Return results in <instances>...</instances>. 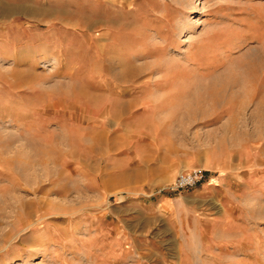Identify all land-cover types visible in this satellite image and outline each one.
Here are the masks:
<instances>
[{
  "label": "rangeland",
  "instance_id": "1",
  "mask_svg": "<svg viewBox=\"0 0 264 264\" xmlns=\"http://www.w3.org/2000/svg\"><path fill=\"white\" fill-rule=\"evenodd\" d=\"M0 264H264V0H0Z\"/></svg>",
  "mask_w": 264,
  "mask_h": 264
},
{
  "label": "built area",
  "instance_id": "2",
  "mask_svg": "<svg viewBox=\"0 0 264 264\" xmlns=\"http://www.w3.org/2000/svg\"><path fill=\"white\" fill-rule=\"evenodd\" d=\"M206 179V174L202 169H193L183 171L178 174L175 181L170 185L169 190L172 192L181 191L187 188H193L201 184Z\"/></svg>",
  "mask_w": 264,
  "mask_h": 264
},
{
  "label": "crops",
  "instance_id": "3",
  "mask_svg": "<svg viewBox=\"0 0 264 264\" xmlns=\"http://www.w3.org/2000/svg\"><path fill=\"white\" fill-rule=\"evenodd\" d=\"M54 8L55 9H64L66 11L68 6H66V5L61 6V7L54 6ZM53 14H54V12H53ZM203 190L204 189H200L198 192H195V194H193V195H196L195 196L196 198L197 197H203L204 196ZM207 198H206V200H207ZM167 206H168V211H172L173 209H176V211H178L181 208V206L177 205V203H168Z\"/></svg>",
  "mask_w": 264,
  "mask_h": 264
},
{
  "label": "bare ground",
  "instance_id": "4",
  "mask_svg": "<svg viewBox=\"0 0 264 264\" xmlns=\"http://www.w3.org/2000/svg\"><path fill=\"white\" fill-rule=\"evenodd\" d=\"M189 3H191V2H189ZM193 25H194L193 19L190 18V16H188V17H185L184 22L183 23H180L177 27H178V30L179 31L183 32L185 30H191L192 27H193ZM193 60H195V58Z\"/></svg>",
  "mask_w": 264,
  "mask_h": 264
}]
</instances>
